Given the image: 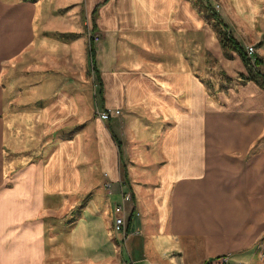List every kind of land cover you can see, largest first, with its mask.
I'll list each match as a JSON object with an SVG mask.
<instances>
[{"label": "crops", "instance_id": "0c3cea01", "mask_svg": "<svg viewBox=\"0 0 264 264\" xmlns=\"http://www.w3.org/2000/svg\"><path fill=\"white\" fill-rule=\"evenodd\" d=\"M232 2L256 29L260 5ZM94 9L103 38L95 48L100 103L96 98L93 105L120 113L105 122L81 120L90 94L77 78L28 104L43 110L45 121L63 114L65 123L50 132L63 136L9 174L0 154V264H45L68 231L54 217L37 216L46 197L62 193L87 195L75 205L83 207L82 218L69 232L91 242L88 258L113 257L118 240L121 264H219L224 255L247 264L264 245V88L239 81L247 74L240 55H224L193 0H0V93L4 65L32 48L36 33L81 54L82 31L67 17L80 20L86 12L92 28ZM216 12L244 48L234 13ZM205 51L223 60L228 81H237L211 90L192 68ZM256 57L264 72V45ZM85 58L90 72L88 52ZM1 125L0 117V134ZM121 192L131 194L125 241L108 232ZM50 220L59 223L47 232Z\"/></svg>", "mask_w": 264, "mask_h": 264}, {"label": "rangeland", "instance_id": "374dc122", "mask_svg": "<svg viewBox=\"0 0 264 264\" xmlns=\"http://www.w3.org/2000/svg\"><path fill=\"white\" fill-rule=\"evenodd\" d=\"M207 1L210 6L219 13L221 12V14L226 13L231 16V13H234L232 17L239 24V28L246 36L247 41L244 44H253L256 45V48L259 45H264V29H261L259 26V23L263 22L262 18H264V15L261 14L262 10H264V0H251L249 2V6L252 2H257L260 5L255 16L252 18V20H255L256 29L247 26L245 21L236 15L233 0ZM245 10L248 11V7ZM90 17L86 12L83 13L82 19L80 17V20L73 16L67 17V20L74 21L76 26H80L82 31L85 44L81 54L73 48L46 39L40 33H36L34 46L19 56L15 63L4 65L2 69L3 76H1L2 93H0V117L2 118L0 154H2L1 167L4 173L9 174L18 168L17 166L21 167V165H24L29 160L30 156L37 157L39 154L45 155L56 144L57 140L62 138V134H56L54 138H51L50 132L65 123L63 114L59 112L51 113L50 119L45 121L43 115L46 113L43 110L35 109L33 105H28L37 99L43 98L45 93L53 88V86L74 81L77 78L78 84L80 82L84 90L88 89L91 105L90 108L89 105L82 107L78 112V117L81 120L86 117L99 120L96 114V106L95 104L93 105L94 99L97 98V84L94 81L95 77L93 74L86 69L87 60L85 58L87 57V52H89ZM242 17L249 20L247 15H242ZM53 20L50 25L51 28H58L59 23H54ZM210 27L212 28L211 24ZM67 30H72V28L69 27ZM212 31L216 35L213 28ZM96 32L99 35V41L95 43V48H98L103 35L99 30ZM199 60V62L192 65V68L198 77L211 84V90L235 82L236 78L231 81L227 80L223 60L218 59L213 53L207 54L205 51L203 58L201 57ZM88 62L89 67H91L89 53ZM12 68L17 69L21 75L19 79H13L11 76L14 73L12 72ZM44 77L50 79L47 82H43ZM83 98L84 100L82 101L85 103L87 96ZM97 99L98 103H100V94ZM84 130L83 135L86 138L90 137V126ZM86 197L87 195L85 193L79 195L77 193H62L50 199L48 197L45 198L44 208L38 213L37 217L47 215L50 217L46 218L54 217L60 221V223H56L54 220L48 221L47 232L52 227H56L58 223L62 226L61 230H64L63 232L66 233L68 231V235L62 237L61 243L56 247H52L51 252L48 251L49 255L44 259L45 264H121L118 256L122 243L120 244L117 239L115 255L113 257H106V255H101V252H99L96 260L95 255L89 258L87 257L91 251L89 249L91 242H85L83 235L81 239L77 237L75 232L72 235L70 234L69 230L72 231L76 227L79 219L82 218L83 207L76 209L75 205L79 204ZM112 214L114 217V208ZM113 230L112 227L109 228L110 239L113 234L117 238L121 236ZM259 247L257 256L254 259H250L247 264L251 262L254 264H264L263 243ZM23 255L20 252L16 260H20ZM20 264H23V262Z\"/></svg>", "mask_w": 264, "mask_h": 264}, {"label": "trees", "instance_id": "16d2710c", "mask_svg": "<svg viewBox=\"0 0 264 264\" xmlns=\"http://www.w3.org/2000/svg\"><path fill=\"white\" fill-rule=\"evenodd\" d=\"M194 5L197 7L198 11L209 21L213 30L215 31L219 43L222 47L223 53L226 57H230L231 51L237 52L246 67L247 74H239V81H248L253 80L258 82L264 88V72L259 70V57L252 62L251 58L247 56L244 48L239 45L236 39L233 37L232 32L227 28L223 20L220 18L218 13L212 8L206 0H193ZM95 16H96V9L93 10L92 13V28L91 33L96 31L95 25ZM71 36H76V34H71ZM89 54H90V72L93 74L95 79H99V75L97 73L96 65H95V43L90 39L89 40ZM229 79V78H228ZM264 241V237H263Z\"/></svg>", "mask_w": 264, "mask_h": 264}, {"label": "built area", "instance_id": "2783aa9c", "mask_svg": "<svg viewBox=\"0 0 264 264\" xmlns=\"http://www.w3.org/2000/svg\"><path fill=\"white\" fill-rule=\"evenodd\" d=\"M90 39L96 43L99 41V35L97 32L91 33L90 30ZM264 44V38H263ZM244 50L248 57L251 58L252 62L256 59V45L246 44ZM120 113L119 109L105 108L103 110H96L97 117L105 121L110 117L117 116ZM131 199V194L128 192H121L120 200L114 205V217H113V229L116 233L122 235V240L127 239L126 231V213H125V203ZM219 264H243L241 262L231 263L229 262V256L224 255L219 258Z\"/></svg>", "mask_w": 264, "mask_h": 264}]
</instances>
